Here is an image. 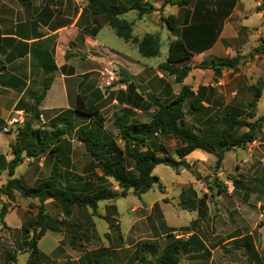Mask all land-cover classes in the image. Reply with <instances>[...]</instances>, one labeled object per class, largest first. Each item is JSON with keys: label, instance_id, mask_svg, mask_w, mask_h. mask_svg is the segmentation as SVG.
I'll use <instances>...</instances> for the list:
<instances>
[{"label": "rangeland", "instance_id": "374dc122", "mask_svg": "<svg viewBox=\"0 0 264 264\" xmlns=\"http://www.w3.org/2000/svg\"><path fill=\"white\" fill-rule=\"evenodd\" d=\"M85 2L86 0H75L78 7L81 6L83 11L90 12L92 15L91 10L87 4L85 5ZM150 4L155 9L144 8L134 10L130 13L129 18L135 21L134 26H132V34L137 38H141L145 33H156L159 31L162 54L155 57H142L136 46H128L127 42L118 37L102 18L96 17L95 21V16L92 15L91 22L92 25L95 24L98 27L101 24L108 25L100 31L99 40L113 48L121 47L122 50L128 52L130 56L140 62L135 64V70H140L143 67L144 72L140 70L135 76L130 75H132V79L136 85L145 87L142 92L156 96L160 100H168L178 95L183 84L188 85L191 90H196L199 85H208L214 89L208 90L206 93L204 92L210 98L211 108L204 106L198 100L192 99H188L183 107L185 121L193 123L201 129H204L203 120L209 119V117L213 119L208 130L207 128L205 130V134L207 135L222 133L224 124L218 117L227 109L234 108L240 110L243 114L242 117L247 118V111H249L246 108L247 103L253 99L256 88L259 85L261 86L260 96L256 99L255 108L252 110L255 116L250 120L264 115V53L258 54L254 52V48L264 39V21L261 23V15H258L254 11L256 0H241V4L244 5L242 10H251L247 25H255V28L249 31L248 34L240 30L238 32V42H233L237 43L236 46H238V44H242V42L247 40L243 45L244 54L241 56V62L237 68L232 71H226L225 69L222 73L224 71L226 73L222 76L220 72L221 76L219 77V75L213 74L210 68L203 69L204 63H201L202 56L196 55L192 57L190 62L191 70L188 75L182 83L178 84L175 82L173 76L158 70L157 66L159 63L157 62L164 60V55L167 51L166 33L169 29L162 17H166L167 15H163L160 9L162 0L158 2L150 1ZM174 5L176 4L170 5V3H167V7L169 8ZM260 7L264 8V0H262ZM182 13L183 10L180 9L179 15ZM186 22L187 17L182 21L179 19V27L182 24L185 31L194 27L193 24L189 25ZM162 25L164 26L163 30L160 28ZM198 28L199 26L196 27V29ZM217 46V49L206 53L205 59L213 58V61H217L229 57L225 52L227 44L223 38H221ZM188 47L192 48L190 43ZM107 65L114 66L117 71L119 69V65L106 61L100 65L98 70L99 75L102 66ZM235 73L238 74L234 75ZM126 84L118 80L111 87H102L99 91L97 90L98 98L95 97L94 93L96 92L93 90V92L89 93L87 99H83L86 104L98 106L100 113L104 117L106 131L119 146H122V142L111 125L115 116L119 115L123 110L124 106L117 102L116 96L117 91L121 87H125ZM163 89H166V93H161ZM38 91L41 94L42 87ZM234 91H236L235 94H232ZM35 99L36 97L34 96L30 97L28 101L23 100L24 103L21 105L24 110V121L26 119L34 120L31 106L34 104ZM191 103L196 106L195 110H188V106ZM197 106L199 107L198 109ZM7 110L9 108H5L3 112ZM152 111L153 107L148 112L133 110L131 115L140 122H147L150 119ZM10 113H2L4 119L0 118V153L5 154L7 159L11 157L8 142L13 141L17 129H11L8 133H4L1 130L4 120ZM43 119L44 122L39 119L34 121V123L45 126L51 124V121H47L45 117ZM72 121L77 126L82 122H86V120H81L77 117L73 118ZM196 131L201 133L198 128H196ZM244 131L245 128L236 129L233 134H240ZM66 138L72 152L73 169L80 172L79 176L81 180L93 185L105 184L96 178L98 177V171L96 172V170L88 168L90 158L85 155L84 148L76 139L74 130H71L66 135ZM150 141L155 149H157L159 144H162L168 154L177 159V156L174 154V150L178 146L177 140L166 134H156L150 137ZM157 153L159 152L157 151ZM186 161L190 165L189 168L180 166L177 170H174L162 164L154 167L152 173L158 176L163 185L162 190H159L157 185H153L147 192L142 194L141 198L128 192L125 197H120L113 201L100 202L97 209L98 214L101 217L111 216L112 214L115 228L112 227L110 221L92 216L90 208L82 211L74 209L69 223L72 229L76 230V244L72 246L70 242L71 235L65 228H62L61 231L45 232V235L37 241L39 250L49 253L50 261L43 264H78L80 256L96 257L101 260V255H96L95 253L97 248L106 247L107 250L109 249L113 253V250L124 245H129V251L135 250V255L137 252L139 261L135 264H144L147 257L151 258V261L155 257V255L149 254V250H146V244L149 242L150 237L154 238L152 242L159 245L158 253H160L170 237H180L179 228H186L188 226L197 229L203 228L205 231L204 241L209 246L207 248L208 253H199L191 257L183 256L181 257V264H257L256 261H248L246 259L245 254H243L245 250L244 243L237 244L234 241H226V239L220 240L221 237H224L235 227L240 230V233H252L251 240L258 251V258L260 257L259 264H264V219L260 216L262 208L259 206H264V121H262L261 129L256 132V138L253 142L247 143L244 147H235L226 152L220 164L216 163V157L213 154L199 150H195L186 156ZM36 163L37 159L25 158L16 168L14 176L21 177L23 182L28 185H34L38 180L47 177L49 174V166L43 165L40 167L41 170L38 171L35 168ZM8 177L7 171H0V186L6 182ZM233 180L240 182L239 189H234ZM107 182H109L110 189L118 190L117 184L112 179H108ZM218 184L223 187H219ZM231 184L232 189L229 190L228 186H231ZM244 186H247L250 190L245 200L242 197ZM180 187L185 189L187 195H191V190L193 189L195 196L199 199H205L208 211L207 218L203 217L201 218L202 221L199 220L198 222L197 214L194 210H190L186 206L184 208L181 207L179 200L176 198ZM219 189L223 190L220 192ZM2 196L4 197L3 199H6L4 201L8 205L7 212L10 213L13 219L17 215L19 219L17 224H13L9 216L8 221H10V225H17L9 226V228L5 225L1 227L0 223V264H28L29 252L25 245L26 238L20 227L27 219L35 215L39 202L36 198L22 197L16 191L8 198L5 195H0V198ZM162 196L166 197L163 201L160 199ZM155 200H159V202ZM108 203L114 205L115 212L105 208L109 205ZM45 208L50 215L60 219V212L52 201L46 200ZM86 218L92 221L94 224L93 228L85 223ZM152 224L155 229L151 227ZM127 228L129 229L128 234L124 240H120L118 233H123ZM207 228L216 233L214 238L211 235L207 236L205 230ZM172 229H175V232H172ZM103 233L114 234L112 235L113 239H107ZM122 235L124 237V234ZM30 236L31 232L28 237ZM212 244L217 245L216 248L212 247ZM144 247L146 248L144 249ZM141 249L145 251H140ZM122 251L126 254L127 250ZM5 253L13 254L14 256L5 255ZM120 253L116 255L108 254L113 264H121V260L126 258V256L121 257ZM102 257L105 256L102 255ZM135 259H137L136 256ZM36 264L40 263L37 262Z\"/></svg>", "mask_w": 264, "mask_h": 264}, {"label": "trees", "instance_id": "16d2710c", "mask_svg": "<svg viewBox=\"0 0 264 264\" xmlns=\"http://www.w3.org/2000/svg\"><path fill=\"white\" fill-rule=\"evenodd\" d=\"M191 1L166 0L167 3L179 6H186ZM87 2L88 8L95 16L94 20L96 21V17L102 18L118 37L135 44L141 56L154 57L159 54L158 36L145 33L141 38H137L132 34V23L120 17L129 10L151 8L149 2L135 1L130 6L109 4L107 0H87ZM163 20L169 29H174V15L163 17ZM98 29L99 27L96 25L85 32L94 37ZM254 52L264 53V39L254 48ZM193 54V51L185 45L181 38L172 39L168 42L165 60L157 66L158 70L173 76L175 82L182 83L191 70L189 62ZM240 60L241 56L236 55L212 61L210 66H202V68H211L214 74L219 75L225 68H234ZM4 69V60L0 58V72ZM54 69L55 66L52 64L43 80L42 92L31 106V112L35 118L38 117L37 106L51 84ZM118 71L120 75L118 80L127 84L125 90L117 92L116 100L120 104H126V107H123L121 113L115 116L111 127L117 132L122 146H119L106 131L104 117L98 106L86 104L83 98L78 95L74 108L60 112L51 120L49 126L36 125L33 119H26L21 126L17 127L13 141L9 142L10 159H6L5 154L0 153V171L6 170L9 176L6 182L0 186V195L9 197L16 191L22 197L36 198L39 202L35 215L27 219L20 227L26 238L25 245L29 252L28 264L37 262L43 264L50 261V257L40 251L37 246V241L48 230L61 231L62 228H65L71 235L72 246L76 244V230H73L69 223L74 209L82 211L90 208L92 216L101 217L97 209L98 204L102 201H113L125 197L128 192L141 198L142 194L153 185H157L158 189L162 190L163 185L158 176L152 173L154 167L162 164L174 170L180 166L189 168L186 156L195 150L213 154L216 157V163L220 164L226 152L253 142L256 132L261 129L262 121H264V115L250 120L255 116L252 110L255 108L256 99L260 96V85L257 86L253 99L247 103L246 108L249 109L247 118L242 117L243 114L240 110L227 109L218 117L224 124L222 133L207 135L205 130L206 128L208 130L213 119L209 117V119L203 120L204 129H201L193 123L185 121L183 110L184 103L188 99L200 101L198 97L205 87L200 86L194 93L188 85L183 84L177 96L168 100H160L146 92L139 93L137 91L139 86L136 85L132 75L125 68L119 66ZM151 107H153V111L147 122H140L131 115L132 108L148 111ZM17 108H22V105L18 103ZM195 109L196 106L193 103L188 106L190 111ZM75 117L86 120V122L77 126L72 121ZM196 128L201 133H198ZM241 128H245V131L233 134L234 130ZM71 130H74L76 139L90 157L88 168L98 170L100 175L96 178L105 184L93 185L81 180L79 175H74L69 170L71 160L66 135ZM156 134H166L178 141V146L174 150L177 159L169 155L162 144H159L157 149L152 146L150 137ZM44 154L52 160L50 173L46 178L38 180L34 185H28L20 177L14 176L16 168L25 158L36 159ZM108 179H112L117 184L118 190L110 189ZM233 184L234 188H237L240 182L233 180ZM218 186L222 185L218 184ZM222 190L219 189L220 192ZM46 200L55 204L60 212V219L46 211ZM196 200L201 206L204 205V199L199 198L190 199L189 206L184 201H181L180 205L182 208L186 206L190 209L195 206ZM7 207V202L0 198V222L2 225H4L3 217L8 211ZM109 208L115 211L114 205L107 207V209ZM101 218L110 221L112 227H116L110 215ZM85 223L94 227L90 219L86 218ZM173 231L175 229H172ZM30 232L31 236L28 237ZM146 245L148 246V243ZM144 249L140 251H145ZM201 250L205 251V246L194 234L187 238L172 236L160 253L156 254L155 250L153 251L155 257L150 264H178L182 255L196 254ZM5 255L14 256L8 253ZM135 256L138 259L137 252ZM78 262L80 264H102L96 257L88 256L79 257Z\"/></svg>", "mask_w": 264, "mask_h": 264}, {"label": "crops", "instance_id": "0c3cea01", "mask_svg": "<svg viewBox=\"0 0 264 264\" xmlns=\"http://www.w3.org/2000/svg\"><path fill=\"white\" fill-rule=\"evenodd\" d=\"M135 1H147L150 3V1L158 2L160 0H107L109 4L117 6H130ZM261 2L262 0H256L254 11H256L258 15H261L262 23L264 21V8L260 7ZM86 4L88 5L87 0L85 2V5ZM243 7L244 5L241 4V0H192L186 6H179L176 4L169 8L167 7L166 0H162L160 9L163 15H174L175 17L174 29H169L167 27L169 31L166 33V45H168V42L172 39L181 38L186 46L190 43L192 46L191 50L194 53L193 56H202L201 63H204V66L211 65L213 58L205 59L206 53L217 49V44L221 41V38H223L227 44V48L225 49L226 54L229 56L227 58L236 55L242 56L244 54L243 45L247 40L242 42V44H238V46H236L237 43L233 42H238L237 38H239L238 32L240 30L248 34L249 31L255 28V25H247L251 10L244 11L242 10ZM151 9H155L153 5H151ZM180 9L183 10L181 15H179ZM132 11L134 10H129L123 13L120 17L131 22L132 26H134L135 21L132 18H129ZM185 17H187L186 24L189 23V25H194V27H191V29H188L187 31L183 29L182 24L179 27V19L182 21ZM92 18L93 16L90 12L83 11L81 6H77L75 0H0V58L3 59L5 63V69L0 72V118H2V120L4 119L2 113H10L14 108H17L18 103L23 105L24 101L30 100V97L32 98L35 96L37 98L39 96L40 92L38 90L42 87L43 80L52 64L55 66V69L52 71L53 78L42 101L37 106L38 117H34V121L39 120L40 116L42 117L41 121H44V117L47 121H51L60 112L74 108L78 95L83 99H87L89 93L95 90L96 93H94V95L98 98L99 95L97 92L99 89H102L98 70L100 65L106 61L125 68L129 74H132L133 76H135L138 71L144 70L143 67H141L140 70L136 71L135 64L140 62L130 56L128 52L122 50L121 47L113 48L99 40V33L103 28L108 26L107 24H101L94 37L85 32V30L91 29V27L95 26V24L92 25L91 23ZM197 26H199L198 29H196ZM163 27L164 26L162 25L160 28L163 30ZM158 32L152 34L158 36L160 45L159 54H162ZM127 44L128 46H136L130 42H127ZM166 55L167 51L164 55V60ZM239 64L234 68L225 69L226 71L235 70ZM223 70H221L222 76L226 73V71L222 73ZM236 74L238 73H235L234 75ZM221 75L219 74V77ZM165 80L168 81L166 78ZM200 86L205 87L198 97L200 103L211 108L212 105L210 98L205 93L208 90L214 89L210 88L208 85H199L197 89ZM125 89L126 85L119 90ZM139 89L140 87L138 88V92L141 93ZM197 89L193 90V92L196 93ZM235 92L236 91L232 92V94H235ZM161 93H166V89L161 90ZM123 106L126 107V104H123ZM5 108H9V110L3 112ZM132 110L141 111L133 108ZM67 147L70 150L69 156L71 160L69 170L74 175H80L78 170L76 171L73 169L74 161L72 160L70 145H67ZM85 155L87 157L89 156L86 151ZM36 159V170L40 171V167L47 165L49 166L50 173L52 160L46 155H42ZM97 171L98 170H96V172ZM97 174L100 175V172L98 171ZM234 189L236 190V188ZM237 189H239V187H237ZM165 190L168 192L167 189ZM249 191L250 190L247 186L243 187V200L248 196ZM3 198L4 197L2 196L1 199L3 201L6 200ZM165 198L166 197L163 196L160 197L162 201L165 200ZM176 198L179 200V204L181 201H184L188 206L191 203L189 201L190 199H198V197L195 196L193 189L191 190V195H187L185 189L182 187L178 189ZM159 200L155 201L159 202ZM108 204L109 205L105 207L106 209L113 205L112 203ZM259 206L262 208L260 216L264 219V206ZM107 210L115 212L111 208ZM190 210L196 212L198 222L201 218L208 217L207 203L205 202V199L204 205L202 206L196 200L195 206L190 208ZM9 216L10 221L13 224H17L19 219L17 217L18 215L13 219L10 213L7 212L3 217L4 225L7 228H9V226H17L10 225L11 223L8 221ZM110 217L113 218V215L111 214ZM2 226L1 223V227ZM151 227L154 228L153 224ZM200 228L197 229L189 226L186 228H179V234L181 237L187 238L189 235L194 234L203 242L205 251L201 250L196 254L204 252L208 253L207 248L209 247L204 241L205 231L203 228ZM205 230L207 236L211 235L213 238L216 236V233L210 231L209 228ZM128 232V228L123 233L119 232L118 238L124 240ZM103 234L107 239H113L112 235L114 234ZM122 234H124V237ZM251 234L252 233L249 232L240 233V230L235 227L224 237H221L220 240L226 239V241H234L237 244L244 243L245 250L243 254H245L246 259L248 261H256V263L259 264L260 257L258 258V251L251 240ZM152 241H154V238L150 237L148 246L145 248L146 250H149L150 255H154V250L155 253L158 254L159 245ZM124 246L113 250V253L109 249L107 250L106 247H101L97 248L95 253L96 255H101V260H99L105 264H113L108 254L116 255L120 252L121 257L126 256L125 259L121 260V264L137 263L139 260L135 259V250L129 251V245ZM216 246L217 245L212 244V247L216 248ZM122 250H127V255ZM45 254L48 255L49 253ZM102 255L105 257H102ZM193 255L195 254L189 253L182 255V257H191ZM152 262L151 258L147 257L144 264H150ZM78 264L80 263L78 262ZM178 264H181V259Z\"/></svg>", "mask_w": 264, "mask_h": 264}, {"label": "built area", "instance_id": "2783aa9c", "mask_svg": "<svg viewBox=\"0 0 264 264\" xmlns=\"http://www.w3.org/2000/svg\"><path fill=\"white\" fill-rule=\"evenodd\" d=\"M120 75L117 70L112 66H102L100 70V84L101 87H111L116 81H118ZM40 120L42 117L40 116ZM24 122V110L21 108H14L8 117L4 120L2 126V132L8 133L11 129H15L22 125ZM44 122V121H42ZM229 190L232 189L231 186H228Z\"/></svg>", "mask_w": 264, "mask_h": 264}, {"label": "water", "instance_id": "95a60500", "mask_svg": "<svg viewBox=\"0 0 264 264\" xmlns=\"http://www.w3.org/2000/svg\"><path fill=\"white\" fill-rule=\"evenodd\" d=\"M144 88H145V87H144ZM144 88H143V87H140L139 91L142 92V91L144 90Z\"/></svg>", "mask_w": 264, "mask_h": 264}]
</instances>
